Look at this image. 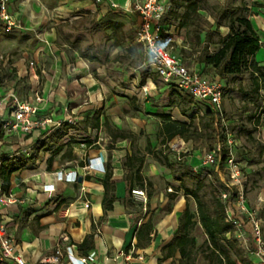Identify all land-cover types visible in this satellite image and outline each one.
I'll return each mask as SVG.
<instances>
[{
    "label": "crops",
    "instance_id": "crops-1",
    "mask_svg": "<svg viewBox=\"0 0 264 264\" xmlns=\"http://www.w3.org/2000/svg\"><path fill=\"white\" fill-rule=\"evenodd\" d=\"M73 2L77 7L75 9L89 11L92 14L97 13L98 9H108L106 5H94L92 0ZM12 8L13 0H10L9 11L20 23L19 29H21L22 20L28 18L26 3L20 6V12H14ZM58 9L62 11L65 8L58 7ZM37 15L35 14V17ZM133 19L138 23L136 16L133 15ZM250 21L260 35L259 33L264 30V15L261 14ZM164 26L166 46L183 42L174 35L177 29L175 25L166 23ZM183 47L191 51L186 42ZM176 55L182 63L200 71L203 76L221 80L212 68L196 60L197 55L190 62H186L181 55ZM31 63H27L30 71L33 69ZM60 65L54 67L55 70L51 75L42 72V77L48 80L42 86L45 102L39 116L62 121L65 120L66 114L72 111L76 114L78 122L75 126L64 124L61 128L52 126L47 131L36 130L30 135L5 136L0 130V167L5 159L26 162L25 167L11 176L9 194H4L11 200L3 205L0 220L7 224L9 233L19 250L24 253L27 264H37L41 258L51 255L58 246L65 248L69 245L76 247V255H92L97 262L171 264V258L162 261V249L173 240L187 203L192 212L196 211L195 202L189 199L187 201L183 190L176 192L177 198L171 201L169 195L159 190L156 185H153L154 190L150 191L152 197L148 200V207L140 198L129 193V184L126 181L128 167L125 162L128 157L134 158L136 162L133 168L136 170L140 164L137 161L139 159L133 154L127 139L113 140L106 135L105 128L108 123L105 124L107 120L102 116L99 130L92 129L88 125L93 112L102 110L103 95L90 72L87 71V63L81 58H75L73 62H67L64 71L61 70ZM221 81L224 83V80ZM147 82L155 87L150 77ZM169 87L171 86L167 85L165 89ZM35 89L33 87V90ZM4 93V90L0 89V94L4 95ZM82 96L83 100L80 101ZM10 118V109L3 104L0 108V123ZM173 120L186 123L175 118ZM162 139L163 137L159 135L160 142ZM178 140L184 144L182 140L175 138L168 145L172 147L173 144L178 143ZM109 143L111 146L108 145ZM202 154L195 158H187L186 165L192 171L200 166ZM98 157L103 160L104 172L87 171L85 167L88 162ZM142 160L140 174L144 179L145 187L141 188L133 182L131 191L142 190L146 194L148 191L146 178L152 182L151 176L155 172L147 170V161ZM107 168L112 173L117 200L113 208L105 213L102 205L104 197L102 180ZM213 170L225 186L228 177L223 165ZM59 172L76 173L77 181L69 182L65 178H60ZM50 186L53 190L49 189ZM169 190L172 191L170 188ZM247 206L262 221L264 240L262 187L255 190V193H250ZM243 221L247 223L248 219L243 217ZM147 222L153 226L151 241L143 246L145 241L142 240L140 241L142 246H139L137 230ZM64 235L68 241H63ZM237 236L241 248L249 254V259L254 264H263L264 256L256 252L250 226L246 224L241 231H238ZM128 255L131 256V261H126L125 257ZM139 256H142L143 260H139ZM176 257L178 258V255Z\"/></svg>",
    "mask_w": 264,
    "mask_h": 264
},
{
    "label": "rangeland",
    "instance_id": "rangeland-1",
    "mask_svg": "<svg viewBox=\"0 0 264 264\" xmlns=\"http://www.w3.org/2000/svg\"><path fill=\"white\" fill-rule=\"evenodd\" d=\"M74 0H13V11L20 12V6L26 3L28 18L22 20V28L12 34L5 33L0 25V102L14 94L20 100L31 101L36 94L42 96V86L47 82L42 72L53 74L54 67L61 64L62 71L67 62L81 58L87 63V71L101 89L102 118L107 120L106 135L113 140L127 139L133 154L138 159H146L147 170L154 171L151 183L168 195L183 190L181 185L194 189L198 181L206 188L202 191L208 203L220 188V180H209L204 175L195 174L186 165L187 158L198 157L208 151L206 135L196 141L184 144L177 152L159 140L161 119L156 114H170L171 118L188 124L206 122L205 114L213 108L205 103L191 100L188 96L167 85L152 70V64L143 45L136 41L138 23L133 15L122 11L98 9L90 13L75 9ZM172 1V12L183 8ZM206 11H213L219 5L248 8L250 20L264 15V0H202ZM58 7H63L62 11ZM201 13L206 16L205 11ZM35 14H38L35 17ZM212 22V20H211ZM166 23L177 26L175 15H169ZM222 36L226 28L219 30ZM261 48L256 59L264 66V30L259 33ZM174 35L182 43L168 44L166 48L181 55L186 62L194 60V53L184 49L190 43L192 35L183 29H176ZM217 38H215V41ZM215 49V46H210ZM33 63L32 71L27 63ZM150 77L153 85L147 82ZM224 96L220 115L223 116L225 131L236 142L235 156L241 163L247 176L246 195L263 188L264 192V87L255 92L253 79L249 73L228 82L224 80ZM33 87L36 89L33 90ZM144 88L147 91H144ZM150 92V93H149ZM36 93V94H35ZM70 98V96H68ZM135 99V101H133ZM83 100V96L80 101ZM4 104V103H3ZM6 105V104H5ZM138 108V109H136ZM221 127L218 128L221 132ZM115 137H118L115 139ZM147 139L151 142V151L159 158L167 156L177 165L175 174H171L147 149ZM181 140V139H180ZM112 142V140H111ZM178 143L173 145L179 146ZM111 146V144H108ZM148 182L149 178H146ZM148 191L154 190L147 186ZM169 188L172 190L170 191ZM192 201V199H189ZM196 212V211H195ZM264 218V212L262 213ZM191 231L196 241L191 264H209L207 259L206 235L198 223Z\"/></svg>",
    "mask_w": 264,
    "mask_h": 264
},
{
    "label": "trees",
    "instance_id": "trees-1",
    "mask_svg": "<svg viewBox=\"0 0 264 264\" xmlns=\"http://www.w3.org/2000/svg\"><path fill=\"white\" fill-rule=\"evenodd\" d=\"M204 3L206 2H202V0H177L174 4L183 8V11L178 12V10L174 9L173 12L172 10L170 11L169 15H175L177 29H183L186 34L192 35L191 42L187 44L194 55H197L196 60L199 63L212 68L215 75L221 80H227L228 82H232L249 73L253 79L255 92L258 93L264 87V66H261L256 59V55L261 48V42L250 21L248 8L219 5L213 11H206L203 6ZM201 11H205L206 16ZM163 23L166 24V18ZM220 28H227L228 33L222 36L219 32ZM215 38H217L216 41ZM212 45L216 48L211 49L210 46ZM186 96L190 98L189 95ZM102 111L101 109L94 111L88 120V125L92 129L99 130ZM156 116L161 119L162 125L159 135L163 137L161 144L164 147H167L175 138H179L185 143L196 141L204 137L208 130L210 132L206 135V142L208 150H211L217 140L221 138V132L218 128L223 116L214 112L209 111L206 113V122L201 120L197 124L173 120L170 114L162 113L156 114ZM259 120L264 123V111L262 112V118ZM117 138L115 137V139ZM146 149L166 166L171 174H175L177 165L183 167L181 163L171 162L167 156L162 155L159 158L157 154L151 151V143L149 141H147ZM137 161L140 164L136 170L133 168V164L136 162L134 158L128 157L125 162L128 167L126 181L129 184V193H131L133 182L141 188L145 187L144 179L140 174L143 160L139 159ZM25 166L26 162L21 161L5 159L2 162L0 181L3 194H9L10 179L13 173ZM198 175H204L211 181L218 179L215 171L210 168H202ZM102 183L104 186L102 205L106 213L113 208V204L117 200L115 183L112 181V173L109 168L105 172ZM219 184L220 188L215 192V197L208 203L202 195V191L206 188L202 182L198 181L194 189L188 188L181 183L187 201L192 199L195 202L196 212H192L187 203L186 209L179 219V228L173 240L162 249V261L171 258V264H191L193 261V249L196 246L195 239L191 237V231L197 224V218L207 237L206 249L209 264H254L249 259V254L241 248L237 230L227 222L226 204L220 199V194L225 190V186L221 182ZM146 185L149 187L153 186L151 182H146ZM176 192L169 194L171 201L177 198ZM151 197L152 192H148L146 207H148V200ZM152 231L153 226L150 222L138 228L137 239L139 246H142L140 244L142 240L145 241L143 246L150 243ZM177 255L178 258L176 257ZM0 264L10 263L3 261Z\"/></svg>",
    "mask_w": 264,
    "mask_h": 264
},
{
    "label": "built area",
    "instance_id": "built-area-1",
    "mask_svg": "<svg viewBox=\"0 0 264 264\" xmlns=\"http://www.w3.org/2000/svg\"><path fill=\"white\" fill-rule=\"evenodd\" d=\"M9 1L0 0V24L5 33L12 34L21 26L9 11ZM92 1L96 6L106 5L112 11H122L136 16L138 18L136 41L143 45L148 53L152 70L165 84L186 93L193 101L210 105L213 112L220 115L224 96L223 82L219 79H209L203 76L200 71L191 69L182 63L174 52L166 48V29L163 22L172 10L170 0ZM30 66H33V63ZM144 91L147 89L144 88ZM44 102L43 96L37 94L31 101H23L14 94H9L0 102V108L3 103L6 104L11 114L9 120L0 123L1 132L5 136L13 134L30 135L36 130L47 131L52 126L61 128L64 124L69 126L77 124L78 118L72 111H69L65 120L62 121H55L52 117L39 116ZM220 127L222 128L221 138L217 140L211 150L202 154L201 164L194 168L193 172L199 174L201 167L214 169L223 165L228 178L225 183V190L220 194V199L226 204L227 222L237 232L248 224L256 244V252L264 256L262 221L247 206L246 183L248 178L242 170L241 163L236 160V142L225 131L224 120H222ZM172 148L178 154L182 146L172 145ZM85 169L104 172L102 158L91 159ZM58 176L69 182L77 181L76 173L59 172ZM49 189L53 190L52 186ZM0 193L1 213L3 205L11 200L2 193L1 181ZM131 193L140 198L144 204L147 203V196L144 191L132 190ZM243 217L248 219L247 223L243 221ZM63 241H68L65 235ZM75 250L76 247L73 245L65 248L58 246L51 255L41 258L37 264H108L106 261L97 262L92 255L78 256L75 254ZM125 258L126 261L132 260L130 255ZM138 259L143 260V257L139 256ZM3 261L10 264H27L24 253L19 250L16 242L12 239L7 224L0 220V262Z\"/></svg>",
    "mask_w": 264,
    "mask_h": 264
}]
</instances>
